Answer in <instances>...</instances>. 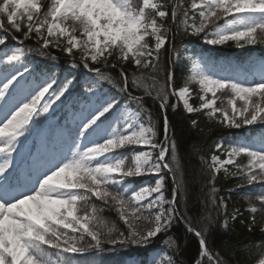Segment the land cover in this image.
Returning a JSON list of instances; mask_svg holds the SVG:
<instances>
[{"label": "snow or ice", "instance_id": "6c2138e0", "mask_svg": "<svg viewBox=\"0 0 264 264\" xmlns=\"http://www.w3.org/2000/svg\"><path fill=\"white\" fill-rule=\"evenodd\" d=\"M173 28L203 35L210 45L230 41L238 46L264 44V0H191L187 7L183 0H0V46L7 44L12 32H22L19 45L33 39L42 55L49 47L56 48L72 58L70 68L78 66V52L79 63L93 74L75 97L71 124L60 126L61 139H50L44 154H25L21 149L39 119L52 114L76 77L69 72L59 83L49 73L34 76L25 63L26 51L32 49L0 48V264H81L77 257L89 252L115 251L126 245L147 247L159 234L167 236L164 243L173 254H165L163 260L154 258L153 264H176L179 245L167 233L177 219H185L187 231L198 240L195 264H204L205 259L209 264H224L219 252L209 247L207 237L213 221L202 217L201 227H194L178 207V197L183 198L184 193V172L167 115L164 137L158 140L156 121L143 97L129 94L125 110L118 111L120 101L103 90V82L114 83L112 76L101 67L90 68V64L119 67V91L128 93V73L123 65L132 64L139 75L131 83L147 95L155 90L165 113L171 95L182 102L186 114L209 110L205 113L209 118L220 113L218 122L229 128L264 127V62L249 77L224 74L210 58L189 56V74L181 87L174 85L172 67L166 69L164 87H156L162 53L171 65L188 52L186 44L176 45ZM148 79L151 84L145 82ZM192 84L202 93L198 106L190 103ZM222 91L230 93L231 114L215 106L217 92ZM237 100L243 102L242 107L236 106ZM191 125L195 127L197 120H191ZM215 149L226 151L227 158L211 156L209 183L214 185L215 176L223 170L249 186L264 185V133L237 140L227 149L220 142ZM241 156L247 157L244 165L234 159ZM226 165H235L236 170L230 171ZM164 169L172 173L170 199L163 191ZM141 175L156 177L154 186L137 189L128 185L130 178ZM216 191L211 187L213 204H217ZM153 193L156 195L147 199ZM93 197L105 207L117 209L127 233L115 224L107 232L99 230L98 225L106 221L100 215L103 208L91 204ZM255 200L264 205V188ZM219 204L226 207L222 197ZM251 211L257 208L253 206ZM140 221L148 226L140 228ZM227 222L226 217L222 226L227 227ZM255 224L253 216L248 230ZM260 231L264 232V226ZM86 237L90 242H85ZM105 243L111 247L105 249ZM254 264H264V246Z\"/></svg>", "mask_w": 264, "mask_h": 264}, {"label": "trees", "instance_id": "16d2710c", "mask_svg": "<svg viewBox=\"0 0 264 264\" xmlns=\"http://www.w3.org/2000/svg\"><path fill=\"white\" fill-rule=\"evenodd\" d=\"M183 2L185 7H187L191 3V0H183ZM168 11V21L170 23V6ZM5 26L7 27L6 23ZM173 33L175 34L176 45L186 44L188 52L178 63L171 65H169L167 57L162 53L160 71L157 75L156 87L158 89L164 87L166 69L169 67L175 68V87L179 88L182 86L184 79L189 74V56H192L194 59L200 56L210 58L217 64L218 70L224 74L239 73L249 77L250 74L258 72L261 62H264V44L238 46L235 42L230 41L225 45H210L205 43L203 35L185 34L182 28L179 31L173 28ZM12 36L17 37L18 40L23 39L22 32H12L8 38L9 47H13L16 43L12 39ZM24 46L26 49H32L29 52L32 57L30 62L35 64L33 73L39 75L43 73L52 74L57 78L59 83L64 81L69 72L76 77L74 86L62 98V102L56 104L60 110L52 117L46 115L40 118L37 127L30 135L32 144L25 145L21 149L24 153L31 152L33 154L35 149H39L40 147L36 138L39 133H44L48 142L53 138L57 141L61 139L58 128L71 124L68 109L70 107L75 109L73 107L75 97L82 91L84 81L92 77L93 74L86 71L83 65L79 63L78 52L75 56L78 66L70 68L72 58L56 48L49 47L47 54L42 55L41 49L35 40L28 39L24 43ZM167 47L171 49L172 44H168ZM53 56L55 59H53ZM91 67H101L102 72L112 76L113 84H109L108 82L103 83L107 87L106 92L115 96L120 101V107H124L129 102V94L143 97L145 107L151 110L153 119L156 121L158 140H162L164 137L163 120L164 115H167L175 133L178 158L184 172L183 198L178 197V207L182 216L190 219L192 225L197 228L201 227L199 220L202 217H208L213 221V227L211 228L210 235L207 237L209 247L214 252H219L224 264H254V261L258 258L260 247L264 246V232L260 231L261 226H264V205H260L255 200V197L264 188V185L249 186L237 176L226 175L223 170L215 176L213 185L209 183L212 174L208 165L211 164V156L213 154L220 156L222 159L227 157L226 151H217L215 149L217 143L223 142V149H227L237 140L245 137L259 136L261 133H264V127L260 124H254L242 126L239 129L234 127L229 128L218 122L221 116L220 113H217L213 118H209L205 114L209 110L186 114L182 102H179L175 96L171 95L169 96L168 107L165 113L159 106L160 101L155 98V90H153L152 95H147L143 88H137L131 83L132 79L139 75V71L132 64L125 63L123 65L125 71L128 73V93L119 91V85L122 84L119 67H102L99 64H90ZM145 82L148 84L152 83L150 79ZM191 88L193 89L191 102L194 106H198L200 103L199 95L202 93L199 92L197 84H192ZM229 96L230 93L227 91L217 92L215 106L226 108L229 114H231V106L228 104ZM208 98L212 99L210 93L208 94ZM131 104L134 108L135 103L131 102ZM242 105V101H236L238 108L242 107ZM194 119L197 120L195 127L191 125V120ZM234 159L241 165L247 163V157L245 156ZM226 167L230 171L236 170L235 165H227ZM163 175L165 177L164 192L166 198L170 199L173 187L172 176L170 172L165 170H163ZM154 181V176L142 175L138 180L133 178L130 187H137L144 184V182L154 186ZM238 185L243 186L238 187ZM213 186L217 190L215 193L217 204H213L210 199V189ZM221 197L226 207L219 204V198ZM249 198L252 199V204L249 203ZM91 204H95L98 208H103L100 215L106 222L103 225H98L101 232H107L108 228L115 224L119 231L127 233V225L119 219L118 211L115 207H105L95 197L92 198ZM253 206L257 208L256 212L251 211ZM79 214L83 215L84 211L81 210ZM234 214L236 215V219L232 220L231 217ZM253 216L256 218V224L253 230L249 231L248 224L251 223ZM226 217L228 218L227 227H223L222 224ZM185 224L186 220L183 222L181 219H177L167 235L172 236L179 245L180 251L174 256L176 264H195V261L199 258L198 240L192 233L187 231ZM147 226L143 221L139 222L140 228ZM69 234L71 235L72 233L69 232ZM75 235L79 236V233ZM166 238V235L159 234L147 247L135 245L117 246L115 251H104L99 254L89 252L84 256L77 257V259L81 264H128L127 259L129 257L138 255L139 253H149L150 250L155 248H161L167 255H172L173 252L164 243ZM85 242H90V237H86ZM104 247L108 249L111 245L105 243ZM204 264H209L207 259L204 260Z\"/></svg>", "mask_w": 264, "mask_h": 264}, {"label": "rangeland", "instance_id": "374dc122", "mask_svg": "<svg viewBox=\"0 0 264 264\" xmlns=\"http://www.w3.org/2000/svg\"><path fill=\"white\" fill-rule=\"evenodd\" d=\"M18 47V46H17ZM0 48H2V46H0ZM16 48V47H15ZM27 54V53H26ZM191 100V99H190ZM191 103V102H190ZM125 110V108H123V109H121V111H124ZM102 142V141H101ZM138 149V148H137ZM136 149V150H137ZM142 150H148V149H142ZM137 151H140V150H137ZM45 152V149L43 150V153ZM124 153H126V154H129V150L128 149H125L124 150ZM227 158V157H226ZM226 158H224V159H226ZM224 159H221V160H224ZM227 166V165H226ZM141 186H148L147 184H143V185H141ZM140 187V186H139ZM138 187V188H139ZM137 188V189H138ZM156 195V193H153L152 194V197H147V199H151V198H153L154 196ZM146 202V201H145Z\"/></svg>", "mask_w": 264, "mask_h": 264}]
</instances>
